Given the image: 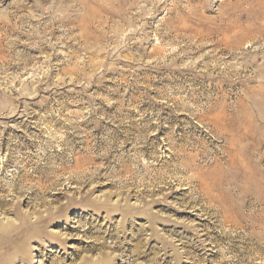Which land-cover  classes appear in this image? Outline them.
Wrapping results in <instances>:
<instances>
[{
	"label": "rangeland",
	"instance_id": "1",
	"mask_svg": "<svg viewBox=\"0 0 264 264\" xmlns=\"http://www.w3.org/2000/svg\"><path fill=\"white\" fill-rule=\"evenodd\" d=\"M0 198V264H264V0H0Z\"/></svg>",
	"mask_w": 264,
	"mask_h": 264
},
{
	"label": "bare ground",
	"instance_id": "2",
	"mask_svg": "<svg viewBox=\"0 0 264 264\" xmlns=\"http://www.w3.org/2000/svg\"><path fill=\"white\" fill-rule=\"evenodd\" d=\"M101 202L104 201V200H100ZM154 201V200H152ZM3 199L0 198V206L3 205ZM104 203L102 202V205ZM108 206H109V203H108ZM105 209H106V206H103ZM4 208V207H2ZM13 208V207H12ZM128 211L130 212V210H133L132 212H138V209L134 206H130L129 208H127ZM7 210V209H5ZM3 210V211H5ZM48 210V209H47ZM58 210V209H57ZM107 211V218H109V211L106 209ZM112 211V210H110ZM2 212V211H1ZM6 212V211H5ZM8 212V211H7ZM6 212V213H7ZM3 213V212H2ZM10 213V212H9ZM56 213V210H52V211H45V213L43 214H40V213H36L34 214L32 220H29L28 217L26 216H18L16 217V219H12L11 217L9 218V216H6L1 219L0 218V248H6L8 247L9 245H11L12 243L18 241V240H21L22 241H25V240H28L29 238H31V240L34 238V234H31V231L32 230H36L35 228L39 227V226H42L44 225L45 223H48L49 222V219L52 220L51 218L54 217ZM131 213V212H130ZM130 213H126V214H129ZM8 215V214H7ZM3 216V215H2ZM22 219L24 220L25 223L23 224H17V220L18 219ZM102 218V217H101ZM53 221V220H52ZM93 226V225H92ZM40 228V227H39ZM41 231V230H40ZM42 232V231H41ZM38 233V232H37ZM9 235V237H5L6 235ZM59 234V233H58ZM58 235L56 234V236L54 234H51L50 235H46L44 237L45 241L46 239L50 238V239H54L56 238ZM43 239V240H44ZM41 238H40V242L41 243H44ZM61 240V239H60ZM98 240V239H97ZM21 241V243H22ZM94 242V241H93ZM28 244V243H27ZM27 244H20L19 246L16 245L15 247V251L16 249L18 248V251L21 253V257L18 259L20 262H22L23 264H33L32 262V253L34 252V248H32V246L30 245H27ZM97 244V243H96ZM88 246V244H87ZM96 246V245H95ZM94 247V246H93ZM98 247V246H97ZM96 247V248H97ZM83 249V248H82ZM86 250V248H85ZM83 249V251L85 252L86 255H84V258L86 259L87 256H89L88 254H91L92 253V250L95 251L92 247L89 248L87 251H85ZM80 251V250H79ZM82 252V251H80ZM79 253V252H78ZM17 258V257H16ZM79 258V257H78ZM15 259L14 256L11 257V264H13V260ZM84 259V263L82 262L81 264H109V256H105V255H101L100 254V257L98 259H96L94 262H92L91 260L90 261H87ZM1 263V262H0ZM237 263V262H236ZM52 264H58L57 262L53 261Z\"/></svg>",
	"mask_w": 264,
	"mask_h": 264
}]
</instances>
